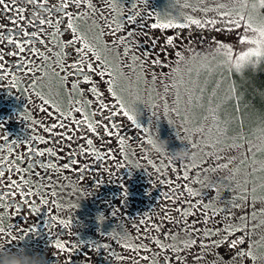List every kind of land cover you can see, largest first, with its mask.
<instances>
[{
    "label": "flooded vegetation",
    "instance_id": "obj_1",
    "mask_svg": "<svg viewBox=\"0 0 264 264\" xmlns=\"http://www.w3.org/2000/svg\"><path fill=\"white\" fill-rule=\"evenodd\" d=\"M15 3L17 7L25 9L23 15L28 19H52L63 23L55 41L48 35L54 29L48 28L43 38L49 43L44 46L37 45L47 57L46 60L39 56H29L30 64L36 65L32 71L19 68L20 60L10 55L5 60L7 71L0 69V76L3 77L0 79V171L7 174L2 178L5 183L0 184V191L13 193L11 197L0 201V204L10 205L7 209L0 208V216L3 218L0 228L5 230V234H0V245L4 246L0 254L23 253L37 261H43L44 264H133V260L138 264H153L154 261H159V264H179L176 252L169 251L168 248L171 245L180 246L188 237L185 220L195 225V233L198 235L200 229L204 228L205 211H201L202 207H197L194 215L181 219L175 209H187L189 204H174L164 197L165 192L171 194V189L167 183L161 181L176 178L167 177L160 154L146 150L147 141L153 134L145 128L148 119L140 117V120L138 114L140 105L147 104L152 94L155 96L157 93L153 83L158 81L160 85L163 78L169 76L186 47L218 38L217 28L153 27L168 20L165 17L166 5L161 12L156 0H126V6L117 7L115 10L110 6L114 4L113 0H93L95 11L87 6H73L67 13L60 14L52 6L60 4L61 0H47V3L45 0H36V5L30 3V0H15ZM133 5L140 15L130 23L129 16L132 14ZM68 13L75 17L70 21L76 27L75 33L67 28ZM0 16L3 17L0 18V24H4L6 28L13 27L9 17H13L14 13H0ZM117 20L123 24V28L114 32ZM184 20L179 19L176 23L185 24ZM25 28L27 30L28 26L25 25ZM37 28L43 29L47 26H32L33 31ZM128 32L136 33V46L128 55H124L125 45L119 43L118 38L127 36ZM169 37L174 41L171 46L166 43ZM68 41H73L72 47L64 49L71 53L66 61L68 64L75 59L77 49H83L86 44L93 49L89 53L90 62L97 68L93 79L102 93L103 101L110 108L115 106L117 112L112 121L106 123L109 126L113 123L117 125L113 131L127 138L123 147L115 136H93L86 130V125L75 123L77 119H84L82 113L78 114L74 110L82 107L84 98L71 87L75 83L74 77L61 79L62 76L68 77V72L60 71L55 55L61 52L59 44ZM3 47L0 45V48ZM49 47L51 52L47 51ZM128 47L131 48V45ZM7 48L10 49L11 46ZM96 54L103 63L96 61ZM133 55L142 56L146 61L142 68L139 61H133ZM100 72H104V75H99ZM123 73L128 74L129 82L131 80L136 88V91L132 90V97L131 94H123ZM80 83L81 91H84L88 85L83 81ZM109 88L113 91H109ZM85 98L93 101V107L88 109L89 113L93 110L99 112V104L95 103L97 98L91 92ZM121 104L124 106L123 111L137 116L139 128L123 115ZM69 113L71 119H65ZM102 114H110V109H105ZM53 123H64L68 129L75 130L76 139L72 142L65 139L63 151L59 143H53L54 138L44 131L45 127H51ZM56 130L60 132L66 129ZM41 136L48 141L47 144L40 143ZM85 137L93 139L100 155L105 159L98 161L94 156L77 154L71 157L77 160V165H71L68 159L71 152L78 153L81 146L87 148ZM29 148L38 151L53 148L57 156L46 154L43 158L36 157L34 153H29ZM17 156L23 159L16 161ZM40 159L44 163H54L59 168L64 163H69L70 167L60 173L51 169L45 172L33 163ZM8 160H13L21 169L27 168L29 164L33 166L27 172H10ZM85 166L87 176L78 179L80 170ZM37 173L33 178V174ZM25 177L32 180L36 185L33 191L39 190L40 195L25 198L19 194V190L6 186L11 179L21 181ZM50 178L53 186L40 188V183L48 182ZM178 184L183 185L180 180ZM175 186L174 184L173 187ZM179 190L178 188L177 191ZM51 191H55L57 195L51 196ZM44 199L49 201L47 205L42 203ZM189 199L194 205L193 198ZM33 200L38 202L36 206L41 209L39 213L32 211L31 204L26 203ZM202 201L206 203L205 199ZM13 204L19 212L12 207ZM165 209L172 211L165 212ZM165 215L174 217L178 222L172 223L164 219ZM51 217H55V220ZM100 217H103L102 222ZM60 220L70 221L71 227L65 228L59 223ZM142 220L145 223H141ZM153 225L159 226L160 231H156ZM125 235L127 239H124ZM11 236L17 239L12 240ZM172 236L176 239L173 240ZM155 239H160L165 247L157 246ZM57 240L77 247L74 251L69 249L63 252L56 248ZM196 241L184 253L199 250L200 234ZM126 243L134 245L137 250L125 247ZM97 245L109 247L97 248ZM142 245H146L148 250ZM113 253L116 255H112ZM144 257L148 259L145 260ZM164 257L168 259L165 260Z\"/></svg>",
    "mask_w": 264,
    "mask_h": 264
},
{
    "label": "rangeland",
    "instance_id": "obj_2",
    "mask_svg": "<svg viewBox=\"0 0 264 264\" xmlns=\"http://www.w3.org/2000/svg\"><path fill=\"white\" fill-rule=\"evenodd\" d=\"M125 1L113 0L118 7L126 6ZM156 3L161 12L166 5L168 20L185 19L183 22L188 24L186 18L198 19L201 27L188 26L217 28L219 36L203 44L187 46L169 76L163 78L160 85L158 81L153 83L157 93L152 94L147 104L140 105L138 114V119H148L145 128L166 143L169 153L188 152L182 161L173 160L167 154L160 156L167 177L179 176L183 185L204 193L203 197H192L194 205L203 199L206 204H212L219 196L215 215L211 209L201 210L208 215L204 220L207 224L200 229L199 250L184 253L182 244L178 246L181 249L176 253L179 264H264V105L258 107L254 103L248 85L237 87L231 83L227 72L231 66L225 63L223 50L218 51L223 44L232 49L235 58L254 47L240 41L245 36L257 37V33L245 27V22L249 14L255 15L252 4L258 0H156ZM225 12H232L233 20L238 19L237 13L242 14L245 21L235 27ZM258 12L264 16V9ZM210 20L215 24L205 23ZM258 67L248 68L243 73L235 71V76L252 74ZM127 75L121 76L125 81L123 94L132 97V90L136 88ZM139 87L141 90V85ZM185 172L189 176L187 181L182 179ZM196 180L204 183H196ZM239 217H247V221L246 231L231 237L243 236L244 244L238 245V249H230L226 244L201 247V244L212 245L216 239H204L202 232L221 230L223 235L222 230L228 223L245 224ZM195 232L192 237L196 239L199 234ZM237 250L252 255L237 259Z\"/></svg>",
    "mask_w": 264,
    "mask_h": 264
},
{
    "label": "snow or ice",
    "instance_id": "obj_3",
    "mask_svg": "<svg viewBox=\"0 0 264 264\" xmlns=\"http://www.w3.org/2000/svg\"><path fill=\"white\" fill-rule=\"evenodd\" d=\"M47 3V0H45ZM30 3L33 5H36V0H30ZM75 6L76 8H81L83 6H87L88 9L95 11V5L93 3V0H61V3L58 5H53V9L56 11L57 14H60L61 12L67 13L68 9L70 7ZM111 7L115 10L118 7V4H110ZM135 5H133V11L132 14L129 16V22H133L135 20L136 16H139L140 13L135 10ZM220 7H225L224 5H221ZM247 7V5H245ZM253 14H249L247 21L245 22V27L248 29H251L253 32L257 33V37L253 39H249L248 37H242L241 43H246L249 45H253L254 47L250 48L247 51H243L239 55L233 57V52L230 47H226L225 45L221 44L219 46V50L222 51V55L225 57V63L231 66V69H234L236 72L243 73L248 68H255L258 66L261 62H264V16L260 15L258 12V9H264V0H258V3L252 4ZM25 9L21 7H17L15 0H0V13H14L13 17H9L10 23L13 27L6 28L4 24H0V45H3V48H0V69H3L5 72L7 71V66L5 64V60L8 55L13 56L14 58H18L20 60L19 68L25 69L27 68L28 71H32L34 68H36V65L30 64L29 56L31 55L32 58L39 56L42 60H46L47 57L44 56V53L40 50V46H44L49 43V41L45 40L43 38L44 33L47 32L48 28L54 29V31H51L48 33V35L51 37L52 41L56 40V37L60 34L61 31V24L63 21H53L52 19H38V21H33L31 19H28L25 15H23ZM51 13V10H50ZM225 15L229 17L230 23L233 24L235 27H239L242 21H245V17L242 14L237 13L238 19H231L233 13L232 12H225ZM0 18H3L0 16ZM74 15L71 13L67 14V28L71 29L73 33L76 32V27L72 21L74 19ZM188 20V24H179L176 23L173 20H167L162 21L158 25H153V27L158 28H181V27H187L188 25H196L197 27L202 26V22L198 19H192V18H186ZM258 21V24H257ZM116 27L113 29L114 32H118L123 28V24L119 22L118 20L115 21ZM207 24H215V21H206ZM39 24L41 26L46 25L47 28H37L36 31L32 30V26ZM254 24L256 26L254 27ZM25 25L28 26L27 30L25 28ZM6 32V34H5ZM135 36L136 33L128 32L127 36L123 38H118L119 43L125 45V51L124 55H128L129 52L132 50V48H135ZM167 45L171 46L173 45L174 41L173 38L169 37L166 41ZM73 45V41H68L67 43H60L59 47L61 48V52L56 53L57 56V66L59 67L60 71H67L68 77H61L62 80L64 79H71L75 78V83H72L71 87L74 91H77L79 95L84 98L82 100V107L74 109L76 113L83 114L84 119L79 120L77 119L75 123L80 125H86V130L93 134V136H115L121 145L126 143L127 138L122 137L119 133L114 132L113 129L117 127L114 123L109 126L106 122H111L113 117L117 115L115 106H110L105 103L102 99V93L100 90H98V85L93 79V73L97 71L96 65L91 63V57L89 56V53L93 52V49L89 45H85L83 49H77V54L75 59L72 63L68 64L66 63L67 59L70 58L71 53L65 52L64 49L70 48ZM131 45V48L128 46ZM7 46H11V48H7ZM5 49H7V52H5ZM48 52H51L52 49L49 47L47 48ZM96 61L103 63L101 61L100 56L98 54L95 55ZM132 59L134 62L139 61L141 68L143 67V64L146 62L144 61L143 57H138L133 55ZM234 60V63H233ZM156 63H159V61H155ZM38 70V69H37ZM59 75V73H57ZM99 75L103 76L104 72H100ZM110 75V73H109ZM0 79H3L2 76H0ZM81 81L84 82V84L88 85V87L81 91ZM111 83V81L109 82ZM109 91H113L112 88H109ZM91 92L93 96H95L97 99L95 103L99 104V112L96 110L91 111L89 113L88 109H91L93 107V101L90 98H85L88 96V93ZM118 99V98H117ZM121 111H123L124 106L120 105ZM105 109H110V114H102L104 113ZM123 115L126 116L134 125H136L137 128H139V125L137 123V116L133 115L132 113L128 111H123ZM65 119H71V113H69L67 116L64 117ZM35 123V121H33ZM56 129H66L65 131L58 132ZM44 131L46 133H49L53 138V143H59L60 149L64 150L63 141L67 139V141L72 142L76 139L75 136V130L74 129H68L67 126L64 123H60L59 125L53 123L51 127H45ZM71 133V134H70ZM40 143L47 144L48 141L44 139V137H40ZM87 148L80 147L77 152H71V149L69 151L71 152V155L68 157L70 160L71 165H77V160L72 159L71 157L73 155H91L94 156L96 160L102 161L105 159L104 156L100 155L99 150L97 149L96 145L94 144L93 139H89L85 137ZM9 151H11L9 149ZM29 153H34L36 157L43 158L46 156H57V152L53 148H47L46 151H38L34 148H29ZM108 155H111L110 153ZM23 159L21 156L16 157V161H19ZM34 164L39 165V167L43 168L45 172H47L49 169L53 170L56 173H60L62 170H67L70 167L69 163H64L62 168L57 167L56 164L48 162L44 163L43 159L35 160L33 161ZM7 165L9 167L10 172H16L20 173L22 171L27 172L29 169L32 168V164H29L27 168L21 169L20 167H17L15 165V162L13 160H8ZM120 167H123V165H120ZM224 167H227V165H224ZM175 171V169H173ZM7 174L4 171H0V184H4L5 181L2 179ZM37 174H33V178ZM87 176V166L85 168L80 170L78 179L81 177ZM59 177H57L58 179ZM181 179V177H176L175 180H168V181H161V183H167L168 187L171 189V194L169 192L164 193V197L168 200H170L174 204H184L188 203L189 208L183 209V208H176L175 211L180 214V218L184 219L185 217H190L195 214V210L197 207H202L204 209H211L212 214L215 215L217 212L216 205L219 202V196H217V199L213 201L212 204H206L203 203L201 200V203L198 206H195L192 204L190 197H203L204 193L200 191H195L192 187L188 186L187 184L179 185L178 181ZM183 180H188L189 176L188 173L185 172L183 177ZM196 183H204L203 181L196 180ZM176 185L173 187V185ZM23 185V188L21 187ZM7 187L15 190H19V194L25 198L30 196H37L40 195V191H33V188H36V185L32 183V180L28 178H23L21 181H17L16 179H11L7 181L6 184ZM52 182L51 178L48 182H41L40 188H48L51 187ZM206 187H211V185H206ZM180 189L177 191V189ZM185 192L187 195H185ZM13 195L12 192H3L0 191V201H4L5 197H11ZM51 196H56L57 193L55 191L50 192ZM243 198V197H242ZM26 203L31 204V210L35 211L36 213H39L41 209L37 207V201H26ZM43 204L47 205L49 201L47 199H44L42 201ZM232 205L235 207L236 203L235 200H233ZM8 203L0 204V208L7 209L9 208ZM59 206V205H57ZM13 208H15V205H12ZM15 211L19 212L20 210L18 208H15ZM172 211V209H165V212ZM220 211H223L222 209ZM205 215H208L207 212H205ZM164 219L169 220L172 223H177L178 221L174 217H170L165 215L163 217ZM2 216H0V221H2ZM52 220H55V217H51ZM224 219L227 221L228 216L225 215ZM240 220L244 221L245 224L238 225L234 223H228L226 227L222 230L223 235L221 234V230H212V229H206L204 232L201 233L202 238L204 239H211L212 237H216V239L213 241L212 245L208 244H201L202 248L207 247H220L222 244H226L230 249H238V245L244 244V238L241 236L238 239H231L232 236H234L237 232H245L246 231V221L247 217H239ZM101 222L103 221V217H100ZM60 224H62L65 228L71 227V222H65L64 220L59 221ZM141 223H145L143 220ZM205 224H207V221H204ZM156 231H160V227L153 225ZM34 231V230H33ZM196 231L194 224H189L187 220H185V232L186 235L189 237H192V234ZM0 234H5V230L3 228H0ZM113 238H116L115 236ZM10 239L15 240L17 237L11 236ZM124 239H127L126 235L124 236ZM151 240L152 237H149ZM172 239L175 240L176 237L172 236ZM154 243L159 246L160 248H164L165 245L162 243L160 239H155ZM197 243L196 239L194 237L190 238L189 240L182 242V248L184 250L190 249ZM56 248L63 252L76 249V245H65V243L61 242L60 240L56 241L55 244ZM127 248H131L132 250H137L136 247L132 244H125L124 245ZM145 250L147 249L146 245H142ZM97 248L104 247L108 248V245H97ZM4 248L3 245H0V250ZM169 251L176 252L179 254L180 248H178L176 245H171L168 248ZM116 255V254H112ZM252 255L250 252H244L237 250L236 258L239 257ZM118 259H122V257L117 256ZM143 259H148L147 257H144ZM165 260L168 259V257H164ZM253 259H255V256H253ZM133 264H138L137 261L133 260ZM153 264H159V261H154Z\"/></svg>",
    "mask_w": 264,
    "mask_h": 264
},
{
    "label": "clouds",
    "instance_id": "obj_4",
    "mask_svg": "<svg viewBox=\"0 0 264 264\" xmlns=\"http://www.w3.org/2000/svg\"><path fill=\"white\" fill-rule=\"evenodd\" d=\"M149 153L155 154H167L173 160H183L188 156V152L185 150H177L174 153L167 151V145L165 142H161L156 135H151L147 141ZM0 264H44L43 261H37L33 257H28L23 253L17 255L15 253L0 254Z\"/></svg>",
    "mask_w": 264,
    "mask_h": 264
},
{
    "label": "trees",
    "instance_id": "obj_5",
    "mask_svg": "<svg viewBox=\"0 0 264 264\" xmlns=\"http://www.w3.org/2000/svg\"><path fill=\"white\" fill-rule=\"evenodd\" d=\"M227 72L229 73V79L232 84L235 83L237 87H241L244 84L248 85L254 103L258 107L264 105V62H261L259 67L251 72L252 74L246 72L242 77L235 76L234 69L230 68Z\"/></svg>",
    "mask_w": 264,
    "mask_h": 264
}]
</instances>
